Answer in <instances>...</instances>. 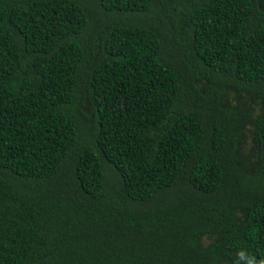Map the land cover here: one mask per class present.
Masks as SVG:
<instances>
[{
    "label": "trees",
    "instance_id": "trees-1",
    "mask_svg": "<svg viewBox=\"0 0 264 264\" xmlns=\"http://www.w3.org/2000/svg\"><path fill=\"white\" fill-rule=\"evenodd\" d=\"M264 259V0H0V264Z\"/></svg>",
    "mask_w": 264,
    "mask_h": 264
},
{
    "label": "clouds",
    "instance_id": "clouds-1",
    "mask_svg": "<svg viewBox=\"0 0 264 264\" xmlns=\"http://www.w3.org/2000/svg\"><path fill=\"white\" fill-rule=\"evenodd\" d=\"M240 261L244 264H264V259L257 260L255 256L250 255L246 250H241L237 253Z\"/></svg>",
    "mask_w": 264,
    "mask_h": 264
}]
</instances>
